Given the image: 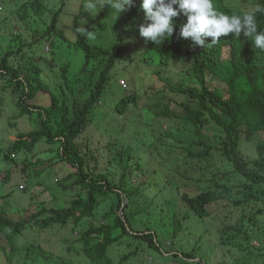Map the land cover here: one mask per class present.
I'll return each mask as SVG.
<instances>
[{
  "label": "rangeland",
  "instance_id": "1",
  "mask_svg": "<svg viewBox=\"0 0 264 264\" xmlns=\"http://www.w3.org/2000/svg\"><path fill=\"white\" fill-rule=\"evenodd\" d=\"M34 1L36 4L33 5ZM49 1L55 6L58 4L57 0ZM81 1L69 0V4L75 8L80 6ZM260 2L261 0H226L225 4L231 9L253 12L257 5H262ZM25 3H29L30 7L25 8L22 14L26 15L30 31L31 28L39 26L29 18H40L39 0H0V22L7 19L4 22L9 28L15 27L16 22L20 26L16 11L23 8ZM97 3L103 6L104 0H97ZM89 17L94 16L86 13V17L81 18V29ZM118 18H109L108 20H115L109 25L97 22L91 28L93 35L90 42L112 48L116 42V28L123 26V19L118 21ZM50 20L48 17V21ZM71 20L72 15L66 17L64 23L69 24ZM5 28L6 36L4 31H0L2 51L13 45L10 30ZM39 29L49 31L44 25H40ZM15 31L23 34L27 42L33 40V30L30 34L23 33L21 27ZM53 32H50L49 40H40L31 53L44 70L43 77L47 86L60 93L58 86H64L65 79L72 80L79 74L85 53L77 46L69 50L65 43L52 40L58 31ZM55 44H60V47L57 48ZM142 50L143 40L134 34L126 48L128 62L119 67L107 84L110 92L90 115L88 128L78 140L80 152L86 162L93 168L96 165L101 166L115 184L120 183L126 165L118 161L109 164L108 158L113 159L112 150L116 152L129 146L132 153L127 184L132 189L140 188V192L133 196L132 202L125 198L124 210L126 215L131 216L135 231L145 235L153 234L156 238L155 247H150L143 239L116 243L109 249L110 257L115 264L122 261V264H188L187 258L181 253L195 249L197 258L194 263L204 261L206 264H261L264 251L262 253L260 249L264 247V238L258 232L264 231V216L254 219L257 225L248 216L254 211L253 206L264 207V189L252 185L236 174L225 158L223 151L229 148L223 127L217 126L213 121L201 126L203 136L209 144L221 148V151H214L206 162L198 159L193 162L187 152L198 154L204 151V147L183 145L179 141L197 140L194 126L181 117L186 113L185 105H193L194 102L186 90H199L197 82L186 80L185 70L191 67L193 59L183 55L171 63L160 65L156 61L144 60L141 56ZM69 63L70 72L75 73L64 78L61 68ZM122 82L127 85L128 92L137 90L139 98L137 104L125 115L110 112V107L108 108L111 103L115 108L118 99L127 93ZM212 86L226 89V85L220 80L213 81ZM30 103L38 107L49 106L51 96L42 91ZM218 116L225 123L228 122L222 113L219 112ZM39 126V112L21 116L14 99L9 95L4 96L0 113V219L19 222L38 212L43 202H46L48 208H61L69 206L74 198V193L69 195L58 184L59 180L75 172L70 165L60 163L59 168L48 174L41 173L40 177L36 174L34 162L52 159L56 152H51V147L40 145L35 152H21L9 157V149L17 140L18 133H30ZM261 139L264 140V134L250 142L242 138L239 156L253 161L257 157V146ZM185 170L190 174H186ZM42 182L45 187L34 188ZM28 188L30 192L27 191ZM201 190H211L216 195L227 198L224 205L204 220L188 216L189 207L184 200L186 195L193 196ZM33 191L39 196L34 195ZM8 194L10 195L5 198ZM237 200H250V205L235 207L233 203ZM108 208L109 203H105L93 219H87L79 227L72 222L66 227L57 225L46 231L39 227L34 230L28 227L18 237L17 244L25 247L27 251L30 247L34 248V254L31 253L33 259L39 257L42 250L45 252L43 256L50 258L49 261L42 258L35 264H92L82 253L81 245L76 240L80 232L89 227L88 222L102 224L103 215ZM136 211L142 213L133 218L131 213ZM177 220L182 223L183 230L174 237ZM226 227L235 229L226 230ZM253 229L256 230L255 238L251 236ZM248 239L257 249L251 248L245 253ZM224 242H227L226 245ZM6 244H0V264H24L26 254L11 262L7 261L1 249ZM133 251L137 252L136 255L124 260Z\"/></svg>",
  "mask_w": 264,
  "mask_h": 264
},
{
  "label": "trees",
  "instance_id": "2",
  "mask_svg": "<svg viewBox=\"0 0 264 264\" xmlns=\"http://www.w3.org/2000/svg\"><path fill=\"white\" fill-rule=\"evenodd\" d=\"M82 1L86 4V0ZM225 1L214 0V3L220 11L229 14L245 12L229 8ZM260 3L262 4L260 6H264V0H261ZM34 4L36 1L33 2ZM141 4L142 0H133L132 7L123 12L125 14L121 17L123 26L116 29L117 38L112 48L91 44L87 34L79 27L80 18L86 16L85 7L82 5L79 8H73L69 2L64 0H58V12L50 22L44 18L46 9L39 0L38 14L49 31H40L39 26L31 28V31L33 30L31 42H27L23 34H18L15 31L21 27L23 33L30 34L26 15L22 14L25 8L30 7L29 3H25L23 8L16 11V15H19L18 18H20L18 20L20 26L16 22L15 27L9 28V25L4 22L7 19L0 22V31L5 32V27H7L13 41V45H9L6 50L0 49V113L4 96L9 95L14 99L15 106L21 116L33 114L36 111L40 116V126L37 130L30 133H18L17 140L11 144L9 149V157L12 154L14 157L15 154H21V152L24 154L35 152L40 145H47L51 147V152L56 153L52 156L53 158L50 157L52 158L50 160L34 162L38 177L41 176V173L48 174L55 168H59L60 163L70 165L75 169L72 175L58 182L69 195L71 192L74 193V198L69 202V206L48 208L46 202H43L41 209L29 216L28 219L19 222L0 219V244L7 243L1 246L3 249L1 251L5 254L8 262L24 254H26L24 264H35L42 258L49 261V257L43 256L45 253L43 250V252L40 251L39 257L33 259L31 253L34 254V248L30 247V250L27 251L25 247L19 246L17 244L18 237L28 227L33 230L35 227H39L42 231H46L57 225L66 227L70 222L79 227L87 219H93L105 203H109V208L103 215L104 222L99 225L88 222L89 227L80 234L76 232L79 234L76 243L81 245L82 253L91 260L92 264H115L109 255V249L124 240L143 239L150 247L156 246L154 235H145L135 231L131 216L126 215L124 210L125 198L132 202L133 196L140 192V188L132 189L127 184L132 153L129 146L116 152L112 150L114 160L108 158L109 164L118 161L126 165L120 183L115 184L101 166L96 165L93 168L86 162L78 143L79 138L88 128L90 115L101 105V100L105 99V95L110 92L107 90V84L112 80L119 67L126 63L125 53L131 37L134 34L141 36L139 27L150 23L145 19ZM109 10L110 8L105 6V12L97 20L100 21L108 17ZM140 13H144L143 20H140ZM71 15V22L64 23V19ZM257 16L259 26L264 27V14L258 13ZM29 18L32 19V17ZM184 22H186L185 16L178 17L173 36L164 39L161 44H155L144 38L146 44L144 43L142 53L144 60L156 61L160 65L171 63L183 55L191 56L193 59L191 67L185 70L186 80L197 82L199 90L194 88L186 90L194 102L193 105H185L186 113L181 117L194 126L197 140L195 142L179 141L183 145L204 147V151L198 154L192 151L187 152L193 162H196L197 159L206 162L214 151H221V148L209 144L203 136L201 126L210 121L215 122L225 131V140L229 149L223 151V154L235 173L244 177L252 185L264 189V140L261 139L258 143L257 157L253 161L239 156L242 138L250 142L258 135L264 134V52L255 48L254 38L245 36L243 32L239 37L234 33L222 36L215 45H209L212 38L208 37L205 47L194 46L190 39L179 37V27ZM93 24L94 21L87 25V31ZM53 31L58 32L52 40L65 43L66 47L67 45L77 46L85 53L84 63L80 64L83 66L79 74L72 80L65 79L64 86H58L60 93L47 86L43 77L44 70L31 53L40 40H49L50 32L54 33ZM56 47L59 48L60 44H57ZM70 68V63L61 68L64 78L75 73L70 72ZM215 80H220L225 84L226 89L214 88L212 82ZM42 91L50 94L51 104L45 107L31 104L30 102L35 100ZM138 99V91H134L119 98L115 108H113V103L108 108L110 107V112L125 115L134 104H137ZM219 112L228 119L227 123L218 116ZM56 146L58 149H55ZM54 161L57 162L53 163ZM185 171L186 174H190L188 170ZM39 186L43 188L45 184L42 182L34 188L37 189ZM27 191L30 192V189L28 188ZM34 195L39 196L36 193ZM225 199L227 198L216 195L211 190H201L193 196L186 195L184 200L189 207L187 215L200 220L207 219L221 205H224ZM249 203L250 200H237L233 204L235 207H239L243 204L249 206ZM253 209L254 211L248 216L250 220L264 216V207L253 206ZM120 213L123 215L121 216ZM140 213L142 212L136 211L131 214L135 218V215ZM254 222L257 225V221L254 220ZM234 229V227H226V230ZM182 230V223L177 220L174 237H177ZM255 231V229L251 231L253 238H255ZM145 232L147 233V230ZM258 235L264 238V231L258 232ZM225 243L227 242H224V245H226ZM247 245L245 253L251 248L257 249L249 239ZM260 251L263 253L264 247ZM136 253L130 252L124 260H129ZM181 254L187 258L188 264H206L204 261L203 263H194L197 258L195 249ZM261 264H264V260Z\"/></svg>",
  "mask_w": 264,
  "mask_h": 264
},
{
  "label": "clouds",
  "instance_id": "3",
  "mask_svg": "<svg viewBox=\"0 0 264 264\" xmlns=\"http://www.w3.org/2000/svg\"><path fill=\"white\" fill-rule=\"evenodd\" d=\"M40 1L46 9V16L44 18L47 21L48 17L52 18L53 16H56L58 12V4L55 6L49 0ZM64 1L69 2V0ZM82 5L85 7L84 11L86 13L94 16L91 17V19L88 18L83 27V31L87 34L88 41L90 42V38H92L93 35L91 28L99 22L97 19L101 18L100 16L105 12V6L110 8L109 15L105 19L100 20L99 24L107 23L109 25L115 20L108 19L111 17H115L117 19L118 16L121 18L122 15H125L123 12L132 7L133 0H104L103 6L98 4L97 0H86V4L81 1L80 6ZM141 8L145 13V19L150 21L147 25H141L139 27L141 36L137 35L143 40V50L145 43L144 38L154 42L155 44H161L164 39L173 36L176 27V19L180 16H185L186 22L181 23L179 27V37L190 39L194 46L205 47V41L208 37L212 38L211 44L209 45H215L220 41L222 36L234 33L235 36L239 37L241 32H243L245 36L254 38L255 48L264 52V27L259 26L257 16L258 13L264 14V6L257 5L254 12L245 11L241 14H229L224 11H220L214 3V0H142ZM95 9L97 11L99 9V11L97 12ZM144 13H140V20H143ZM83 17L86 16H82L81 18ZM81 18L79 20V27ZM120 18H118V21ZM32 20H34V22L39 26L44 25L42 18L34 19L32 17ZM92 21H94V24L91 26L90 30L87 31V25ZM258 29L260 30L258 31ZM74 47V45H68L69 50H73ZM143 50L141 51V56ZM123 85L124 91L127 92L124 95L126 96L130 92L127 90V85L125 83Z\"/></svg>",
  "mask_w": 264,
  "mask_h": 264
},
{
  "label": "built area",
  "instance_id": "4",
  "mask_svg": "<svg viewBox=\"0 0 264 264\" xmlns=\"http://www.w3.org/2000/svg\"><path fill=\"white\" fill-rule=\"evenodd\" d=\"M21 189H22V187H21Z\"/></svg>",
  "mask_w": 264,
  "mask_h": 264
}]
</instances>
